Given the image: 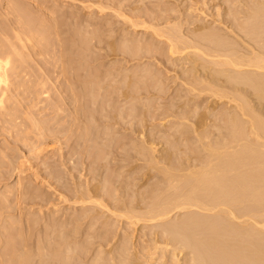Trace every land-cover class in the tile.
<instances>
[{
  "label": "rangeland",
  "instance_id": "374dc122",
  "mask_svg": "<svg viewBox=\"0 0 264 264\" xmlns=\"http://www.w3.org/2000/svg\"><path fill=\"white\" fill-rule=\"evenodd\" d=\"M109 1L116 5L120 0H116L118 3L115 0ZM109 1L0 0V47L8 50L7 43H15L17 50L22 51L23 60L21 61H26L22 63L24 71L19 70L23 71L22 76L18 75L20 73L18 71L15 73L16 77L13 73L9 77V85L11 83L12 85L8 89L10 94L7 92L8 102L5 100L4 108L0 109V203H3L0 204L2 205L0 207V264H93L96 260L99 261L98 264H107L108 258H115V260L111 259L115 264L120 263L118 261L122 258L123 262L127 261V263L124 262L125 264H148L145 258L147 253L137 251L145 246L148 237L153 238L149 234L154 231L160 232L164 228L171 230V227L174 228L178 222L186 218H197L198 221L203 222L213 221L226 234L231 231L228 225L230 218H226L220 212L225 209L223 205L217 206L216 212L209 213L195 209L173 211L168 219L159 223L145 225L139 222L137 225H129L124 217L119 218L122 212L113 208L112 204L115 201L136 203L138 200H148L150 204L156 197L166 199L187 191L191 183L190 178H182L179 183L170 182L163 170L170 169L171 172L181 175L182 166H187L192 161L194 163L198 161L196 166L203 163L205 160L202 156H205V152L196 134L206 136L208 134L209 139L203 140L205 143L210 142V139L217 142L218 137L224 134L228 139L219 140L217 145H225L230 140V134H225L227 119L232 114L238 113L235 102L232 100L239 93L227 88L223 76L217 73L229 69L233 70L234 74L255 75L260 70L216 65V63H210L214 59L202 53L194 55L185 51L177 57L169 58L170 65L165 63L167 67H160L170 71V75H180L179 67L184 65L190 67L191 62L197 67V71H191L189 74L182 73L175 81L174 78L169 80L168 90L158 95V99H150L146 102L130 100L129 103L135 115L132 114L134 120H146L143 126L146 133L150 134L144 135L154 140L153 146L156 151L151 155L148 152L150 158L169 155L170 159L162 160L158 164L154 159L152 163L140 160L136 162L130 157L134 155L133 149L137 150L140 142L137 134H123L120 133L122 130L117 132L115 128H103L105 123L100 114L103 112L100 111V107V110L97 107L98 112L93 110L95 106L89 104V97L93 90L101 92L100 88L103 87L104 93L100 100L105 97L110 102V108H107L117 111L121 106L116 102L114 104L115 100L112 101L108 94L114 93V88H126L129 85L131 89H134L144 84L136 76H139L138 72L141 73L142 69H153L150 67L155 65V57L125 63L123 56L127 55V45L134 47V43L144 42L141 44L144 47L145 44H152L148 41L151 39V28H148V32L147 28L139 30L134 27L132 29V26L128 27L130 23H126L123 17H119L118 11L115 7H111L113 4ZM121 1L123 3L120 4V8L123 9L121 13L124 14V18L131 21L130 10L124 9L132 7L136 13L148 14L152 18L166 14L176 18L178 15L177 18L183 21L180 30L185 29V32L189 27L188 22H194L195 25L200 23L208 29L198 33L200 37L205 33L208 36L212 35L216 40L225 43L235 57L252 54L241 38L227 29V25L232 22L234 29L236 26H242L245 23L244 12L261 9L264 3V0ZM109 7L115 9L112 10ZM188 8H191V12L186 10ZM259 19L264 21V10ZM138 20L140 19H133L134 22H139ZM144 21L149 22L148 19ZM53 23L57 29L56 34L52 31ZM260 25L264 27L263 22ZM149 26L150 24H147V27ZM125 31L133 32L134 35L130 34V37ZM138 31H140L139 34ZM29 32L35 33L36 47H33L32 42L25 41ZM16 35L23 38L26 44L24 50L18 46ZM260 37L264 39L263 29ZM99 39L102 45L96 43ZM133 41L136 42L133 43ZM95 43L100 47L95 48ZM165 46H163L164 50ZM156 47L159 49L162 45ZM112 48L118 55L112 54ZM1 51L0 53L3 52ZM201 54L202 57L199 56ZM173 64L177 67H172ZM120 70L122 76H132V83L130 79H124L122 84L115 79L116 83H113V78L110 77L120 73ZM199 72L204 75L199 76ZM17 77L20 78L17 79ZM166 83L169 84L168 81ZM100 84H102L101 87ZM148 85L153 86V83L149 81ZM30 93L33 94L32 96L37 95L39 99L32 98ZM216 93L221 98L213 95ZM115 95L121 96L119 93ZM78 96L82 99L76 102ZM190 99L192 102L194 100L193 104L188 101ZM248 101L264 119V106L259 104L253 96ZM185 102L188 103L185 104ZM106 103L104 108L108 106ZM98 104L96 103L97 106ZM140 107H147L145 118L141 116L143 111L138 110ZM156 109L158 110L155 111ZM129 112L131 113L128 111V114ZM112 113L111 115L114 116ZM185 117H188L187 120ZM201 118L204 120L202 124H205L196 126V122ZM105 132L113 134H104ZM142 146L146 150L149 149L148 144ZM114 149L117 152H123L127 159L115 164L116 166L111 164L115 161H113L114 157L112 159L115 155ZM109 152H112V155ZM101 158L105 159L101 161ZM221 160L224 162V158ZM98 163H103L104 167ZM194 166L191 167L192 170ZM94 186L107 191L108 195L93 196L91 200L95 201V204L85 202L87 199L82 201V197L79 199L80 195H87L86 192H89V189L96 188ZM165 189L167 192L164 191ZM16 192L25 194V197L19 199L18 204L13 200ZM1 198L9 200L8 206ZM225 199L228 201L230 198L218 195L216 189V203ZM80 200L82 203H78ZM244 210L245 208L242 207L241 211ZM193 231L187 229L186 234H192ZM98 237L101 240H110L101 247L103 253L99 251L98 242L96 243ZM64 238L69 239V246L74 249L71 253L65 251V248L70 249V247L64 246L66 244ZM162 239L165 240L164 237ZM91 243L93 244L90 246ZM87 249L89 254L86 257L82 253L77 256L78 252ZM126 250L128 255L123 256ZM107 253L115 257L107 256V258ZM159 254L161 255L162 252L159 251L157 254L156 257L159 259L156 258L155 264L174 263V260L170 261V255L165 254V258L162 259ZM82 255L84 259H79ZM73 257L78 258L79 261L74 260ZM180 257L182 260L179 264H185V260L191 258L187 250H184Z\"/></svg>",
  "mask_w": 264,
  "mask_h": 264
},
{
  "label": "bare ground",
  "instance_id": "6f19581e",
  "mask_svg": "<svg viewBox=\"0 0 264 264\" xmlns=\"http://www.w3.org/2000/svg\"><path fill=\"white\" fill-rule=\"evenodd\" d=\"M108 1L109 0H107V2ZM110 2L111 1H109V3ZM116 3H118V1H116ZM120 4H123L121 0L119 1L118 4L116 5L113 4L114 6L113 5L110 6L116 8L120 18L123 17V19L127 21L126 23L129 22L131 24L130 25L128 23L129 24L128 27L132 26V29L134 27L139 30L141 28H144V30L147 28L146 30H148V32H149L148 28H151L150 30L151 35L148 34L151 36V39H149L148 41L152 43L149 45L145 44V46L143 47V45L141 46V44H143L144 42L140 44V42L138 43L136 41H133V43L136 42L137 44L134 43V47L130 45L126 46L127 55L123 56L124 57L123 58L124 60L122 59L123 62L128 63L129 61H136V60H141L143 58L155 57V65L153 67H150L153 68L150 70H148L147 68L142 69L141 73L138 72L139 76H136V74L133 73L138 80H142L144 82L143 85L135 87L134 89H131L129 85L126 88L124 87L119 89L114 88L113 89L114 93H112L113 95L111 93L108 94L110 95L109 98H111L112 101L115 100L113 102L114 104L118 103L121 106L117 109V111L111 108L112 111H115L117 113L115 112L112 113V111L107 108L109 107L110 102H108V100H106L105 97L103 98L106 101L103 98L100 100V98L103 96L104 93L102 92L103 90V87H101L102 84H100V87L102 88V89L100 88V90L102 93L100 91L93 90V92H91L89 97V104H91L93 107L95 106L94 107L95 109H93L95 112L97 111V107L101 108V110L99 108V110L103 112L100 113L102 114L101 119H103L102 121H104L105 123L104 124L105 127L103 126V128L106 129L115 128L117 132L118 131L120 132L122 130L120 133L123 134H137V137L140 139L139 142L140 146L139 145L137 146L138 147L137 150L133 149L134 155L130 157L136 162L140 160L141 162L147 161L148 163H152L155 160L156 164H158L162 160L168 161L170 159L169 155L166 156L161 155L158 158L155 157L150 158V155L156 151L153 146L154 140H152L148 135H144V134H150V133H146V129L144 128L145 126H143V124L146 123V120L142 119L135 121L134 120L135 115L133 114L132 108L130 107V103H129L130 100H138V101L140 100L141 102H146L150 99H158L159 97L158 95H162L166 90H168L170 85L169 80L174 78L175 81L178 78H180V75L182 73L189 74V72L191 71H197L196 69L197 67H195L194 63L189 62L190 67H187L185 65L179 67L180 75L179 74L170 75L169 74L170 71L160 67V66L167 67L165 63L169 64L168 62L169 58L171 59L177 57L178 54L183 53L185 51L186 53L188 52V54L191 53L194 55H198V53H202L206 57L214 59L211 60L210 63H216V65L228 66L230 68H235V69H240L242 67H250L260 71L255 75H247V74L244 75L242 73L234 74L233 70H229V69L217 73L223 76L224 83L226 84L227 88H230V90L234 91L235 93H239L232 100L235 102V107L238 113L232 114L227 119L225 134H230V140L228 141L227 144L222 146H218L219 144L217 145L219 140H224V139L226 140L227 137L224 134L218 137L217 142L216 140L214 142L213 139H210V142L208 143H205L203 141L209 139L208 134L207 136L196 134L197 140L201 145H203L202 149L205 152V156L204 155L202 156L204 157L203 160H205L203 163L199 164V166H196L195 164L198 163V161H196V163L192 161L187 166H182L180 170V173H182L181 175L171 172L170 169L163 170L164 175L167 176L170 182L179 183L180 181H182L181 180L182 178L183 179L190 178L191 183L187 191L178 193L176 196L171 198L169 196L166 199H160L156 197L150 202V204L147 202L148 200H145L146 202L143 200H138L136 201V203L130 201L127 202L121 201V203H117V201H115L112 204V207L122 212L119 218L124 217L126 220H128L129 225L130 224L137 225L139 222H141V224L151 225L154 222L159 223L161 221L168 219L173 211L178 212L183 210L195 209L197 211L211 213V212H216L217 206L223 205L225 206V209L220 210V212H222V214L226 218L228 217L230 218L228 225L230 226L231 231L228 232V234H226V232H224V230L221 227L219 228V226H216V222L209 220L203 222L201 220L198 221L197 218H186L185 220L183 221L181 220L180 222H178V224L175 225L174 228L171 227V230L170 228L169 229L164 228L160 232L154 231L150 233L149 235L150 236L152 235L151 237H153L151 239H149L148 235H146V237H148V240H146L145 246L140 247L137 252H141V253L146 252L148 254V255L146 254L145 256V258L148 260L147 261L148 264L156 263V258H158L156 256L159 253V251L162 252L161 255L159 254L162 259L165 256V254L166 255L168 254V256L170 255L169 257H171L170 261L174 260L173 264H179V262L182 260L181 257L179 258V255L184 250L189 251V256L191 257L190 260L189 259L187 261L185 260V264H189V263L190 264H264V119L261 116L260 112H257L256 109H254L250 105V102L248 101L249 98L253 96L255 97V99L258 101L259 104L264 106L263 105L264 104V72H263L264 71V45H263L264 39L263 37H260L261 30L262 29L264 30V27H262L260 24H262V22L264 23V21H260L259 19L262 10H264V3H262V6L260 7L261 9H253L249 13L244 12L243 16L245 23L242 26L235 25L236 27L234 29L233 28L234 24H232V22L229 23V25H227V29L230 30L231 32L236 33L237 36L241 38L242 42L247 45V48L250 50V53L252 54L251 56H242V57H235L234 54L230 52L229 49L225 46V43L216 40V38L213 37L212 35L208 36V34L206 35L205 33L202 37H200L198 33L208 30L206 26L203 27L202 25H200V23L199 25L197 24L195 25L194 22H192L191 20L192 23L189 22L187 23L189 27L185 32V29L182 31L180 30L183 21L177 18L178 15L176 16V18L175 17L171 18V15H169L170 17L166 16L168 14H166L165 16L160 15L152 18L148 14H143V13L140 14V12L136 13L135 10L132 9V7L131 8L127 7L128 9H124V10H130L131 13L129 15L131 16L130 18H132L131 21V19L124 18V14L121 13V10L123 9L120 8L121 6ZM115 8H111V9L113 10ZM101 10H103V8H101ZM186 10H190L189 12H191V8L190 9L188 8ZM134 18L140 19L138 20L139 22H134L133 21ZM147 19L152 24L147 21H144ZM51 20H53V18ZM141 20L142 22H140ZM53 24L54 26H52V31L53 34H56L57 29L55 28L56 27L55 23ZM147 24H150V26L147 27ZM132 29L130 31H132ZM127 30L129 31V29ZM139 32L140 31H138V34ZM257 33H259V35ZM126 34H128L131 37L133 32ZM27 36H28L27 40L25 39V41L32 42L33 47H36L37 39L35 38V33L29 32ZM15 39L17 40L18 46L22 50H24L26 48V44L23 38L19 35H16ZM143 40H145L144 37ZM96 41H97L96 43L99 45L102 43L101 39ZM153 43L155 44L154 46ZM14 44L8 42L6 45L8 50H5L3 49V47H0V51L1 50L3 51V52L1 51L2 53H0V109L4 108L3 105L5 104V100L8 98L7 92H9L10 94V91L8 89L12 85V83L11 85H9L10 84L9 77L12 75V73L16 77L17 74L15 73H18L20 69L22 70L25 69L23 68L24 65H22V63L26 61H21L23 60L22 51H18L16 45ZM97 44L95 48L100 47ZM160 44L162 45V47H160ZM156 46H159L160 48L158 47L159 49H157ZM163 46H165V50ZM56 47H59V45L58 46L56 45ZM109 47L111 48L112 46L110 45ZM112 49H111L112 54H115L114 56L118 55L117 51L115 49L113 51ZM106 53H107L106 55L108 56L109 55L108 52ZM37 54L40 53L37 52ZM202 54L199 56L202 57ZM171 66L177 67L176 64H173ZM23 71L21 72L19 71L20 73H18V75L20 74L19 76H22L21 74H24ZM157 74H161V75H157ZM114 75L110 77L113 78L112 81L114 84L116 83L115 79H118L117 82L120 81L121 84L123 83L124 79H128V80L130 79L132 83L131 80L132 76H126V75L122 76L121 70L120 73ZM200 75L202 74L199 72V76ZM215 75L216 72L214 76ZM18 78L20 77H17V79ZM149 81L153 83V86L148 85ZM167 81L169 84L166 83ZM214 82H216V79H214ZM13 93L15 94V91H13ZM116 93L121 94V96L115 95ZM32 95L33 94H31V96ZM213 95L221 98V96L217 93ZM36 96L37 95H34L32 96V98L35 97L36 99H39V97ZM47 98L48 97H46V99ZM98 98L100 101L98 100ZM77 99L78 101L76 102H79L82 98L78 96L76 100ZM31 100H35V99H31ZM103 100L107 102L106 104H108V106H105L106 108H104L105 102ZM181 100H183L182 97ZM188 101H191V99ZM6 102L8 101L6 100ZM73 102H74V98H73ZM96 103L101 104V106H99V104L97 106ZM187 103L185 102V104ZM108 110L110 112H108ZM138 110H140L141 112L143 111L141 116L145 118L146 116L145 113H147V107L146 108L140 107L138 108ZM157 110L158 109H156L155 111ZM128 111H131V113L129 112L128 114ZM111 113L114 114V116L111 115ZM185 118L187 120L188 117ZM203 121L204 120L202 118L198 119V121L196 122V126H202L203 124H205V123L202 124ZM107 123H109V125ZM104 134H113V133L105 132ZM146 144H148L149 146L148 150H146V148L142 146ZM117 148L118 147H116L115 149ZM115 149L113 151L115 155L113 154L114 156H112V159L114 157L113 161L114 160L115 161L111 163L112 165L114 164L113 166H116L117 164L127 160L123 155V152H117L118 149L117 151H115ZM148 152L150 153V155ZM110 155H112V152L110 153ZM116 157L117 159H115ZM223 158H224L223 160L224 162H222L221 160ZM104 159L105 158H101V161ZM98 164L99 165L102 164V167H104L103 163L101 164L98 163ZM192 166H194L193 170L191 169ZM98 167L100 168L101 166ZM226 187H228L227 188L228 190L225 192ZM100 189L101 188L98 186L96 188H91L89 189V192L88 191L86 192L87 195L81 192L83 195H80L79 199L80 197H82L81 200L87 199V201L85 200V202L90 204L91 203L95 204L94 203L95 201L91 200L93 196L102 197L108 195V193H106L107 191L105 192V190L103 189L100 190ZM216 189L218 195L223 197L224 196L229 197L230 199L228 201L225 199L221 202L216 203ZM164 191L167 192V189H165ZM24 195H25L24 193L16 192V194H14L13 200L16 201V203L18 204L19 199H22ZM151 198L152 197H150V199ZM4 199L1 198V200L5 202V205L8 206L7 204H9L8 203L9 200L8 199L4 200ZM81 200L80 202L78 201V203H82V201H84ZM1 206L2 205H0V207ZM242 207L245 208L244 211H241ZM7 209L9 210V208ZM187 229H191L194 231L192 234H186ZM99 237L96 238L97 239L96 243L98 242L97 243L99 245L98 248H100L99 251L102 252L101 247L107 244V242L110 240L108 241L104 239L101 240V238ZM163 237L165 238V240L162 239ZM64 241L66 242V244L64 243L65 244L64 246L70 247L69 246L70 242H68L69 239L64 238ZM92 244L93 243L89 245L91 246ZM70 249L65 248V251L67 252L69 251L71 253L72 250H74L71 247ZM89 249L91 250V248ZM82 251L83 252L81 251L78 252L77 256H79V253H82L85 257L87 256V254H89L88 249ZM126 251H124L123 256L128 255V251L127 252ZM125 252L127 254H125ZM108 253L106 254V257L111 256V254L109 255ZM136 253H134V255ZM98 254L100 255V253ZM83 255L79 259L82 258L84 259ZM111 257H115V256H111ZM76 259L79 261L78 258H75L74 260ZM108 259L109 262L107 261V264H115L112 261L113 259L115 260V258H108ZM122 259L118 261L120 262L118 264L127 263L126 260H124L125 262L124 263ZM124 259L126 258L124 257ZM98 262L99 261L96 260L95 262H93V264H98Z\"/></svg>",
  "mask_w": 264,
  "mask_h": 264
}]
</instances>
